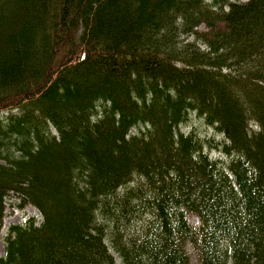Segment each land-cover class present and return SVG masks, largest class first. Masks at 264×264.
Here are the masks:
<instances>
[{
  "label": "trees",
  "instance_id": "trees-1",
  "mask_svg": "<svg viewBox=\"0 0 264 264\" xmlns=\"http://www.w3.org/2000/svg\"><path fill=\"white\" fill-rule=\"evenodd\" d=\"M15 201L0 264H264V0H0Z\"/></svg>",
  "mask_w": 264,
  "mask_h": 264
},
{
  "label": "rangeland",
  "instance_id": "rangeland-1",
  "mask_svg": "<svg viewBox=\"0 0 264 264\" xmlns=\"http://www.w3.org/2000/svg\"><path fill=\"white\" fill-rule=\"evenodd\" d=\"M199 30H204V25H200ZM7 114V112H5ZM191 126L197 128L200 126V123L198 120L192 118L191 120ZM204 127L201 128L203 130ZM205 133H207V136L213 135L214 132L210 128H205ZM215 136V135H214ZM18 201L12 202V203H6V213L3 217L2 224L0 226V257L4 254V246H5V236L7 235V229L10 226V224L19 223L22 221H25L29 217H34L37 221H39L40 214L37 211L36 208H34L31 205H25L24 207H18L17 204ZM192 219V217H190ZM195 222V220H194ZM118 259L116 258V261ZM191 264H197L196 263V257L193 252H191Z\"/></svg>",
  "mask_w": 264,
  "mask_h": 264
}]
</instances>
